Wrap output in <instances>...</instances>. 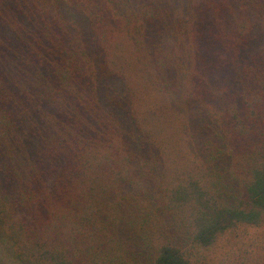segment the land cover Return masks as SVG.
<instances>
[{
  "label": "trees",
  "instance_id": "1",
  "mask_svg": "<svg viewBox=\"0 0 264 264\" xmlns=\"http://www.w3.org/2000/svg\"><path fill=\"white\" fill-rule=\"evenodd\" d=\"M0 0L1 264H264V0Z\"/></svg>",
  "mask_w": 264,
  "mask_h": 264
},
{
  "label": "rangeland",
  "instance_id": "2",
  "mask_svg": "<svg viewBox=\"0 0 264 264\" xmlns=\"http://www.w3.org/2000/svg\"><path fill=\"white\" fill-rule=\"evenodd\" d=\"M172 1H176L178 3V6L180 8H182L185 12H189L192 13L193 11V6H203L205 2L209 1V0H172ZM1 257V255H0ZM0 260V264H1Z\"/></svg>",
  "mask_w": 264,
  "mask_h": 264
}]
</instances>
